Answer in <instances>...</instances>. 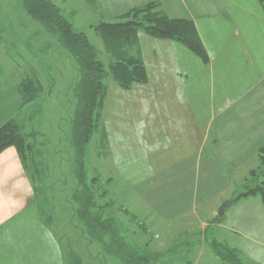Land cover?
I'll use <instances>...</instances> for the list:
<instances>
[{
    "label": "crops",
    "instance_id": "0c3cea01",
    "mask_svg": "<svg viewBox=\"0 0 264 264\" xmlns=\"http://www.w3.org/2000/svg\"><path fill=\"white\" fill-rule=\"evenodd\" d=\"M111 1L112 20L156 3L161 14L190 21L207 56L203 62L175 40L138 32L134 54L142 60L147 82L127 90L115 83L107 85L101 119L113 175L160 179L191 174L196 180L181 194L179 182L160 179L155 190L163 196L159 212L148 201L150 188L145 192L133 188L126 205L143 220L140 225L188 220L199 214L192 207L204 206L200 211H209L202 228L214 226L215 234L227 235L233 249L247 258L253 248L249 261L264 264L261 198L235 200L259 183L253 171L264 172L258 155L264 146V9L258 0ZM6 60L0 55V100L7 95L11 105L0 107V126L15 117L20 103ZM200 170L205 187L198 200ZM165 188L170 195H163ZM184 197L189 206L175 220L171 210L181 206ZM231 201L219 217L221 205ZM217 217L221 220L215 221ZM56 247L54 232L36 215L31 184L18 154L7 148L0 153V264H54L55 260L64 264L57 259ZM106 261L100 252L99 264Z\"/></svg>",
    "mask_w": 264,
    "mask_h": 264
},
{
    "label": "rangeland",
    "instance_id": "374dc122",
    "mask_svg": "<svg viewBox=\"0 0 264 264\" xmlns=\"http://www.w3.org/2000/svg\"><path fill=\"white\" fill-rule=\"evenodd\" d=\"M51 1L60 7L64 14H72L70 19L73 22V27L86 35L89 42L96 49L99 59L106 64L108 60L106 52L90 26L97 25L100 22L108 23L112 21L111 16L114 11V6L112 7L110 4L112 1ZM185 11L188 12V10ZM0 28H3L4 39L0 45V55L3 60L7 59L8 68L13 70L14 62L21 65L28 61L32 62L37 67L42 85L45 88L41 97L29 109V118L23 114L19 120L22 122L25 134H35L31 140L37 144L36 157L40 163L39 166H47V184L52 189L50 194L53 197L55 213L53 223L48 228L54 232L57 240V247L55 248V253H57V250L59 251L57 259L60 257L61 260H64V264H69V259H71L69 253L75 251L85 264H99L98 256L101 252L103 261L110 259L114 264H120L113 253L108 250L109 248L106 246L107 243L104 242V239L99 237L96 232L90 233L91 231L87 230L84 221L76 213L73 215L75 206L73 207L68 202V199L73 198L71 197V191L76 183L74 148L70 139V119L74 115L75 109L73 88L78 81L74 62L67 59L65 55L58 54L56 44H52L48 34H40V31H38L40 29L39 25L26 16L21 8L20 0H0ZM31 31L37 34V37H40L37 43L31 42L33 39L30 36ZM8 52L14 62L7 58ZM111 83L113 82L109 81L107 85ZM249 97L248 95L245 98L246 103ZM4 98L3 102L0 100V107H10L9 97L6 95ZM0 99H2L1 96ZM100 139L98 132L93 135L87 144L83 170L87 179L97 176L104 184V189L107 192L106 199L113 201L112 211L113 216L115 213L118 231L128 244L143 250L145 248L144 244L148 242L146 249L154 259L156 254L163 251L165 254H169L159 255L156 259L159 264H186L189 260L192 261V264L195 262L196 264H227L221 262L210 250L209 244L215 241L233 250L242 264H257L254 261H249L253 255V248L249 249L252 255L247 258L243 253L233 249L227 235L215 234L216 228L214 226L201 227L202 220L206 221L208 218V208L200 211L199 208L204 206H191L192 209L198 208V215L188 220H176L178 218L177 214L183 208L189 206L186 197H184L181 206L174 207L171 210L170 215L171 217L174 216L173 218L176 221L165 225H159L156 222L151 225L143 224L147 229V232H144L140 225L143 220L132 213V206L126 205L132 199L133 188L141 189L144 192L150 188L146 192L148 201L154 208L153 211L159 212V202L163 199V196H158V192L155 191L160 186L159 181L164 178L175 180V185L176 182H179L180 186L182 185L181 194H186L187 190L195 185V177L191 174L182 176L173 174L174 176H163L160 180L159 177L113 175V171L109 170L107 163V156L110 155L108 144L106 142L105 145L101 146ZM257 178L262 179L263 176L260 174ZM137 181L138 183H136ZM197 186L199 200L204 195L203 187H205V179L201 170L197 177ZM174 187L172 188L173 191ZM165 189L166 192L164 191L163 195H170L169 188ZM125 209L134 217L131 223L127 220L129 217L125 215ZM133 210L136 209L133 208ZM187 244H194L193 249L188 251L189 246ZM246 245L248 244L246 243ZM168 250H171V254L167 252ZM199 252H201L200 255ZM167 259L169 263L166 262ZM55 261L54 264H61V261ZM102 264H107V261Z\"/></svg>",
    "mask_w": 264,
    "mask_h": 264
},
{
    "label": "trees",
    "instance_id": "16d2710c",
    "mask_svg": "<svg viewBox=\"0 0 264 264\" xmlns=\"http://www.w3.org/2000/svg\"><path fill=\"white\" fill-rule=\"evenodd\" d=\"M258 1L264 9V0ZM20 4L26 16L37 22L40 34H48L52 44H56L58 54L65 55L75 64L78 81L73 88L75 109L74 115L70 119V139L74 148L76 183L71 191L73 198L68 199V202L73 207L75 206L73 215L76 213L84 221V225L88 228L87 230L91 231L90 233L96 232L99 237L104 239L108 250L113 253L118 263L159 264L156 261L158 256L169 254L162 252L156 254L154 259L146 249L148 242L141 250L139 247L128 244L126 239L120 235L115 213L113 216V201L106 199L107 192L99 177L94 176L87 179L83 170L84 157L86 146L96 133L100 134L101 146L106 144L101 108L106 95L107 82L112 81L125 90L130 89L133 85L147 82V74L142 60L137 54H134L137 33L143 32L156 39L175 40L203 62H207L206 53L192 23L182 19H171L157 10L156 3H150L132 9L108 23L100 22L97 25H92L90 29L101 41L108 57L105 64L99 59L96 49L86 35L73 27V22L70 19L72 14H64L61 8L51 0H20ZM30 36L33 37L32 43H37L40 39L33 32ZM2 41H4L3 28H0V45ZM7 54V58L14 62L10 53ZM36 68L30 61L22 65L17 62L13 63L11 73L15 79L20 103L15 117L0 126V153L7 148L16 150L31 184L36 215L43 225L50 227L55 213L53 197L50 194L52 189L47 184V166H39L40 163L36 157L37 144L31 140L35 134H25L22 122L19 120L23 114L29 116V109L45 91ZM258 155L261 164H264V146L259 150ZM255 172L251 173L253 177L261 174L263 178L256 185L247 188L238 198L257 195L261 198L264 206V172H259L258 175ZM125 215L129 217L128 222L131 223L134 217L128 212H125ZM219 220H221L219 217L215 219V221ZM141 227L144 232H147L143 225ZM192 247L194 244H189L188 251L192 250ZM209 247L221 262L242 264L236 253L225 245L212 241ZM167 252L171 254V250ZM69 256L71 257L69 264H83L80 255L75 251L70 252ZM168 261L167 259L166 262L169 263ZM186 264H192V261L189 260Z\"/></svg>",
    "mask_w": 264,
    "mask_h": 264
},
{
    "label": "water",
    "instance_id": "95a60500",
    "mask_svg": "<svg viewBox=\"0 0 264 264\" xmlns=\"http://www.w3.org/2000/svg\"><path fill=\"white\" fill-rule=\"evenodd\" d=\"M237 199H238V197L235 200H237ZM232 202L233 201H231L229 203H223L221 205V207H220V209L218 210V213H217L219 217H222L223 216L225 210L232 204Z\"/></svg>",
    "mask_w": 264,
    "mask_h": 264
}]
</instances>
